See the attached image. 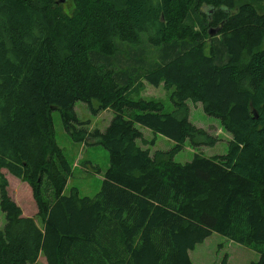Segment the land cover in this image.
Listing matches in <instances>:
<instances>
[{
    "label": "trees",
    "instance_id": "obj_1",
    "mask_svg": "<svg viewBox=\"0 0 264 264\" xmlns=\"http://www.w3.org/2000/svg\"><path fill=\"white\" fill-rule=\"evenodd\" d=\"M61 1L0 0V264H192L211 233L264 264V0ZM145 84L171 91L172 110L142 100ZM187 101L217 120L225 153H198L218 140ZM75 102L111 121L85 130ZM54 111L71 142L106 151L93 197L64 194ZM139 126L173 146L150 154ZM185 143L196 152L176 163ZM2 170L31 190L34 218Z\"/></svg>",
    "mask_w": 264,
    "mask_h": 264
},
{
    "label": "rangeland",
    "instance_id": "obj_2",
    "mask_svg": "<svg viewBox=\"0 0 264 264\" xmlns=\"http://www.w3.org/2000/svg\"><path fill=\"white\" fill-rule=\"evenodd\" d=\"M63 9L66 10L70 6V2L64 3ZM264 46V40L261 43V47ZM144 88L139 93V97L142 100H152L160 102L164 105V112L172 110V105L169 102L168 96L171 91L164 90L161 86L153 87L143 85ZM137 98V97H135ZM189 106V121L190 124L195 125L197 128L209 131L210 134L217 138V144L211 148H202L198 150L201 156H217L225 153L227 148V134L218 127L217 120L205 116L201 111L200 104H194L189 101L186 102ZM76 119L82 123H87L84 129L86 130H102L111 121V111H99V113L92 114L91 109L97 108L96 102H91L90 107L80 102L73 104ZM51 121L53 122V134L55 135V143L59 148L63 149V155L71 165L72 176L67 180V184L64 189V194H68L71 188L78 189L79 197H93L100 189V183L103 178V172L108 165V159L106 151L102 146L87 144H77L71 142L70 138L63 132L62 123L59 120L58 112L54 111L51 114ZM139 131L143 133V142L140 143L142 147L149 148L150 154L154 150L165 151L173 146L169 140L152 134L150 131L138 127ZM151 139H154V146L146 144ZM196 150L192 149L188 143L183 145V148L175 154L174 161L176 163L189 162L193 158V154ZM4 177H6L8 184V197L15 203L21 212V216H27L34 218L36 215V206L31 198V190L25 184L18 179L14 178L4 170L1 171ZM5 219L0 213V228L2 227ZM38 224V222H37ZM189 261L192 264H222L224 258V264H251L253 261H257V254L253 248L243 247L240 244L231 243L226 237L211 233L201 244L198 243L193 251L189 252ZM44 258L40 255L36 264H44Z\"/></svg>",
    "mask_w": 264,
    "mask_h": 264
},
{
    "label": "flooded vegetation",
    "instance_id": "obj_3",
    "mask_svg": "<svg viewBox=\"0 0 264 264\" xmlns=\"http://www.w3.org/2000/svg\"><path fill=\"white\" fill-rule=\"evenodd\" d=\"M61 3L63 2V1H61V0H59Z\"/></svg>",
    "mask_w": 264,
    "mask_h": 264
},
{
    "label": "crops",
    "instance_id": "obj_4",
    "mask_svg": "<svg viewBox=\"0 0 264 264\" xmlns=\"http://www.w3.org/2000/svg\"><path fill=\"white\" fill-rule=\"evenodd\" d=\"M8 184V183H7ZM8 188V187H7Z\"/></svg>",
    "mask_w": 264,
    "mask_h": 264
}]
</instances>
